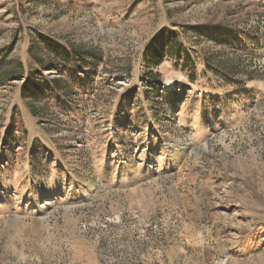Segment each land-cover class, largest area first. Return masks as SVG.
<instances>
[{"label":"rangeland","instance_id":"rangeland-1","mask_svg":"<svg viewBox=\"0 0 264 264\" xmlns=\"http://www.w3.org/2000/svg\"><path fill=\"white\" fill-rule=\"evenodd\" d=\"M162 29L210 63L194 82L145 67ZM40 35L101 60L41 71L85 78L40 116L0 87V264H264V0H0L7 64L28 72Z\"/></svg>","mask_w":264,"mask_h":264},{"label":"trees","instance_id":"trees-1","mask_svg":"<svg viewBox=\"0 0 264 264\" xmlns=\"http://www.w3.org/2000/svg\"><path fill=\"white\" fill-rule=\"evenodd\" d=\"M193 29L196 33L207 36L212 40L220 41L222 44L239 41L240 33L230 31L224 26L205 25L196 26ZM39 42L40 47H43V51L41 54L30 52L32 63L29 65L30 69L28 72L25 71V66L21 62L7 64L6 55H0V87L5 86L14 78L15 80H23L21 96L29 104L32 113L36 116H40V113L36 111L37 109H35L34 105L41 104L46 93H51L66 100L71 99L72 96L77 94L78 90L70 88V85L79 84L82 87L84 84L85 77L83 75L85 74V68L82 64H92L91 62L95 59L101 60L98 55L90 51H84L82 47L75 45L65 46L44 35H40ZM167 58L172 59L176 63V67H179L181 71H188L192 82L196 80L199 65L210 66V63L205 59H202V63H199V54L195 50H188L175 32L162 29L143 50L142 60L149 71H154ZM46 69L56 70L63 76L68 75L71 69H74L81 71L83 75L71 76L69 79L61 77L51 79L40 74L41 71ZM233 70L232 68H222L227 83L234 87H239L241 81L236 79ZM158 84V86H161V81H158ZM84 90L87 91V89Z\"/></svg>","mask_w":264,"mask_h":264}]
</instances>
